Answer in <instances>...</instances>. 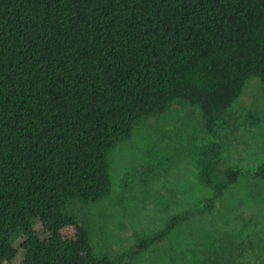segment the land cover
Segmentation results:
<instances>
[{
	"label": "trees",
	"instance_id": "16d2710c",
	"mask_svg": "<svg viewBox=\"0 0 264 264\" xmlns=\"http://www.w3.org/2000/svg\"><path fill=\"white\" fill-rule=\"evenodd\" d=\"M252 77L264 88V0H0V264H132L166 239L192 212L98 256L66 203L110 194L138 122L182 103L214 134ZM195 155L211 210L241 170L215 139Z\"/></svg>",
	"mask_w": 264,
	"mask_h": 264
},
{
	"label": "rangeland",
	"instance_id": "374dc122",
	"mask_svg": "<svg viewBox=\"0 0 264 264\" xmlns=\"http://www.w3.org/2000/svg\"><path fill=\"white\" fill-rule=\"evenodd\" d=\"M212 139L223 144L222 168L241 176L207 210L214 192L198 179L195 150ZM263 162L264 88L252 77L214 134L206 133L198 108L182 103L138 122L109 153L110 194L70 200L66 210L90 229L98 256L115 258L190 211L132 264H264V180L255 175Z\"/></svg>",
	"mask_w": 264,
	"mask_h": 264
}]
</instances>
